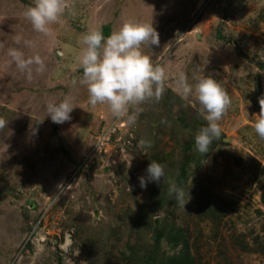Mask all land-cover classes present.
<instances>
[{
	"label": "rangeland",
	"instance_id": "1",
	"mask_svg": "<svg viewBox=\"0 0 264 264\" xmlns=\"http://www.w3.org/2000/svg\"><path fill=\"white\" fill-rule=\"evenodd\" d=\"M34 4L0 0V264H137L126 255L150 246L151 221L180 227L196 264H264V139L253 126L264 0H66L46 33L25 16ZM126 21L158 32L159 45L141 50L164 69V91L116 117L89 103L79 57L91 30L108 37ZM181 73L193 86L186 99ZM202 76L231 101L205 155L195 148L207 126L194 87ZM65 99L71 119L52 122L47 105ZM151 161L164 166L159 182L147 179Z\"/></svg>",
	"mask_w": 264,
	"mask_h": 264
},
{
	"label": "clouds",
	"instance_id": "2",
	"mask_svg": "<svg viewBox=\"0 0 264 264\" xmlns=\"http://www.w3.org/2000/svg\"><path fill=\"white\" fill-rule=\"evenodd\" d=\"M67 7L66 0H35L34 6L25 12L33 28L47 32L48 25L58 20ZM86 47L79 57L83 68L82 83L87 85L89 103L92 106L108 105L116 117L128 115L129 108L139 106L146 100H159L164 91L165 71L159 65H153L150 56L143 53L142 45H159V34L151 24L126 21L120 29L105 37L100 30H91L83 37ZM182 97L187 98L193 92V86L181 73L177 81ZM196 97L201 111L205 114L207 126L195 135L196 150L205 155L210 150L213 139H219L221 129L217 123L225 114L231 101L228 92L211 76H202L195 84ZM260 112L254 123L255 132L264 139V97L259 99ZM74 106L69 99L47 105L48 116L52 122L60 124L71 119ZM137 107V112L141 111ZM135 115L128 116V123L135 122ZM39 122H42L40 120ZM6 121L0 118V128ZM35 134V133H34ZM141 146H151V142L141 140ZM148 181L159 182L164 177V166L151 161L146 169ZM141 187H146V180L140 178ZM170 194L185 205L184 191L170 184Z\"/></svg>",
	"mask_w": 264,
	"mask_h": 264
},
{
	"label": "trees",
	"instance_id": "3",
	"mask_svg": "<svg viewBox=\"0 0 264 264\" xmlns=\"http://www.w3.org/2000/svg\"><path fill=\"white\" fill-rule=\"evenodd\" d=\"M183 171L179 170L177 174V185L182 184ZM154 228H159L152 234L150 246H146L140 253L133 250L126 256H131L137 264H196L191 256L188 241L183 230L178 226L166 225L162 223H153ZM169 245L171 252L167 253L161 249V240Z\"/></svg>",
	"mask_w": 264,
	"mask_h": 264
},
{
	"label": "built area",
	"instance_id": "4",
	"mask_svg": "<svg viewBox=\"0 0 264 264\" xmlns=\"http://www.w3.org/2000/svg\"><path fill=\"white\" fill-rule=\"evenodd\" d=\"M104 139H105V137H104L103 133L97 135L95 144H103ZM94 149H95V147H94Z\"/></svg>",
	"mask_w": 264,
	"mask_h": 264
}]
</instances>
